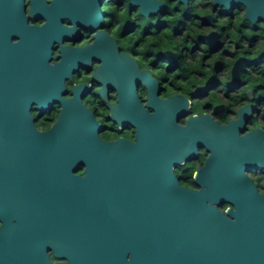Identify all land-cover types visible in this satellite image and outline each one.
I'll use <instances>...</instances> for the list:
<instances>
[{
	"label": "flooded vegetation",
	"instance_id": "obj_1",
	"mask_svg": "<svg viewBox=\"0 0 264 264\" xmlns=\"http://www.w3.org/2000/svg\"><path fill=\"white\" fill-rule=\"evenodd\" d=\"M157 1L163 6L146 16L131 0H0V60L11 59L14 92L31 102L32 131L45 142L29 135L30 147H57L32 151L28 157V178L42 182L43 205L2 210L0 264H79L94 256L129 261L139 245V229L155 233V159L152 166L130 174L127 160L114 157L113 150L105 158L94 156L89 174L104 181L105 189L91 193L88 200L76 198L79 192L70 187L75 178L87 174V165L65 158L49 134L62 113L60 100L82 103L98 127L99 141L107 144L135 143L139 138L128 122L131 100L145 115H152L154 99H186L188 112L179 117L178 125L202 114L220 125L240 118L237 135L251 133L239 141L244 145L240 154L251 165L242 171L264 194V169L259 167L264 163V22L247 20L242 5L226 11L204 0L208 11L193 17L202 21L197 39L191 48L178 47L175 15L167 10L168 0ZM228 19L247 24L233 31V39L216 27L219 20ZM154 21L159 29H143L145 22L150 27ZM160 37L163 46L150 44ZM148 76L151 84L145 83ZM115 153L123 155L119 148ZM208 155L199 147L195 157L174 169L179 184L193 194L201 189L195 175ZM200 205L203 219L208 199L201 198ZM217 207L224 211L228 205ZM81 209L97 212L92 222H82Z\"/></svg>",
	"mask_w": 264,
	"mask_h": 264
},
{
	"label": "water",
	"instance_id": "obj_2",
	"mask_svg": "<svg viewBox=\"0 0 264 264\" xmlns=\"http://www.w3.org/2000/svg\"><path fill=\"white\" fill-rule=\"evenodd\" d=\"M148 16L163 3L157 0H131ZM186 8L188 0H179ZM212 5L228 11L235 5L245 8V18L251 23L264 22V0H212ZM211 21V19H207ZM217 33L211 34V36ZM221 47V45H220ZM211 50H217L210 44ZM209 49V48H208ZM264 53V51H263ZM14 65L8 57L0 60V215L2 210L19 207L40 208L43 205L42 182L28 178L30 153L57 150V147H30L29 135L45 143L40 133L32 131L31 102L14 92ZM150 76L145 83L151 84ZM150 103V98L148 99ZM61 116L49 134L52 145H59L65 158L85 162L87 174L75 178L70 189L79 192L78 200H88L95 191L105 189L104 181L90 177L89 166L94 156L105 158L123 156L129 172L152 166L155 159L156 224L155 233L139 229V245H135L129 261L118 256L81 259L79 264H264V194H259L242 171L251 166L240 154L237 127L240 118L228 125H220L207 114L191 116L185 125H178L180 116L188 112V103L181 97L152 100L155 113L145 115L133 100L126 107L128 122L138 130L135 143H103L97 136L98 127L82 103L60 100ZM42 108L43 102H37ZM50 102L45 103L49 105ZM208 152V158L196 172L195 182L201 187L191 191L181 186L174 169L197 155L198 148ZM119 148L123 155L115 153ZM243 148H241L242 150ZM259 167L264 169V163ZM254 168V167H250ZM252 170V169H251ZM148 175V171L146 170ZM151 176V175H150ZM209 205L201 218V198ZM194 198L193 204L189 202ZM227 204L224 211L217 206ZM97 212L81 209L83 221ZM28 215L27 211L24 213ZM148 226L150 224H147ZM130 237L136 235L130 234ZM29 264H42L31 261Z\"/></svg>",
	"mask_w": 264,
	"mask_h": 264
},
{
	"label": "trees",
	"instance_id": "obj_3",
	"mask_svg": "<svg viewBox=\"0 0 264 264\" xmlns=\"http://www.w3.org/2000/svg\"><path fill=\"white\" fill-rule=\"evenodd\" d=\"M168 12L172 13L175 15V19L173 21V24H174V29H175V38H176V46H188V45H191L188 40H189V37L186 36L185 33H183L184 31V26L186 24V22L188 21H196L193 17H199L201 14H204L206 13L207 11L204 9L205 7V4H204V0H190L189 2V6L188 8L185 10L179 3L177 2H174L173 0H168ZM174 5H177V9L175 8V11L172 10V8H174ZM182 11V12H181ZM170 20V19H168ZM220 22H218V24L216 23V27L219 29V30H224L226 29V27H228V23H231V26L230 27H233V22L228 19V20H219ZM240 28L241 29H245V26L247 25L246 22H244V20L240 19ZM168 25H169V21H168ZM168 28H170L168 26ZM201 26L199 25L196 29V31H198L199 33V30H200ZM229 29L228 28V32H229ZM227 31V29H226ZM166 34L167 36H169L170 34V31L169 29L166 30ZM231 39L233 38L232 36H229ZM159 45H164L165 43L162 42V43H158ZM211 102H215V98L214 97H211L210 99Z\"/></svg>",
	"mask_w": 264,
	"mask_h": 264
},
{
	"label": "rangeland",
	"instance_id": "obj_4",
	"mask_svg": "<svg viewBox=\"0 0 264 264\" xmlns=\"http://www.w3.org/2000/svg\"><path fill=\"white\" fill-rule=\"evenodd\" d=\"M174 8H176L177 9V5H174ZM185 10L187 9V8H185V7H183ZM182 12V11H181ZM202 24V21L201 20H196V21H188V22H186V24H185V26H184V31H183V33H185L186 34V36H188L189 37V40H188V42L191 44V45H188V46H185V47H187V48H191V46L193 45V41H195L196 39H197V36H198V31H196V29H197V27L199 26V25H201ZM147 26H148V22H145V24H144V30L146 29H148V30H157V29H159V22H157V21H154L152 24H151V26L149 27L148 26V28H147ZM231 26V23H228V27H226V29H227V31H226V29H225V32H227V36L229 37V36H232L233 38H235V35L233 34V31H235V30H237V29H239V27H240V23L237 21V22H233V27H230ZM228 28L229 29H231V30H229V32H228ZM141 32V31H140ZM165 36H167V34H165ZM232 38V39H233ZM231 39V38H230ZM154 42H151L150 44L151 45H153V46H155V47H161V46H163V45H159L158 43H162V42H164L165 43V41L163 40V38L162 37H160L158 40H153ZM179 47H181V46H179ZM164 66H166V63H164ZM212 95H210V97H211Z\"/></svg>",
	"mask_w": 264,
	"mask_h": 264
}]
</instances>
